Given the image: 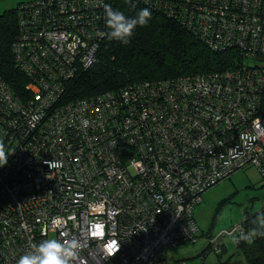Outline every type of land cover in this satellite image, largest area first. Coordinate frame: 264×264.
<instances>
[{"label":"built area","instance_id":"obj_1","mask_svg":"<svg viewBox=\"0 0 264 264\" xmlns=\"http://www.w3.org/2000/svg\"><path fill=\"white\" fill-rule=\"evenodd\" d=\"M105 1L21 6L27 53L15 57L36 79L25 86L31 103L4 95L18 124L16 153L0 167V264L51 238L82 243L75 264H157L167 247L197 240L193 212L208 188L250 166L264 177V66L144 83L138 108L118 102L137 100L132 86L118 101L59 100L75 70L97 61ZM141 1L169 16L179 8L213 49L236 42L264 53V0H187L196 10L187 15L183 0Z\"/></svg>","mask_w":264,"mask_h":264},{"label":"trees","instance_id":"obj_2","mask_svg":"<svg viewBox=\"0 0 264 264\" xmlns=\"http://www.w3.org/2000/svg\"><path fill=\"white\" fill-rule=\"evenodd\" d=\"M43 1L29 0L18 8L6 10L0 15V84L2 85L0 87V141L6 145V150L11 149L15 153L17 138L14 130L18 122L14 120L17 119L15 111L17 109L9 105L4 95L8 92L21 103L27 104L34 99V96L29 95L25 90V86L34 82L36 75L28 70L25 73L15 54L17 50L27 53L22 46L24 37L21 28V6L27 4L32 7V11L35 7L43 9L41 4ZM186 1L183 0L184 15H187L188 10L196 13L193 4H187ZM105 4L111 5L114 10L122 11L127 17H135L143 8H149L152 16L145 26H138L134 30L128 44L109 39L107 35L101 41L97 61L86 71L75 70V78L69 81V90H66L59 99L63 103L93 100L104 93L109 94L110 97L115 96L118 101L123 91L132 89L129 87L132 86L137 100L131 98L127 104L122 101L118 102L120 106L128 108L137 103L132 107L138 108V104L146 103L145 92L141 91L144 83H151L153 84L151 88H158L160 82L166 85L167 81L174 82L188 75H205L212 72L258 67L260 65H249L247 62L264 58V53L236 42L225 45L223 49H213L212 37L203 36L197 20L189 26L183 18H180L179 8L175 9L174 15L169 16L170 14L162 6L150 8L141 0H106ZM48 7L55 12L54 6L49 5ZM104 21L108 33L110 29L106 25L105 11ZM9 115L13 121L5 125V120ZM105 120L108 121L107 115H105ZM14 154L9 157V161ZM203 195L204 193L193 212V219L197 225L196 239L198 240L201 235L208 240L207 247L200 256L204 259L213 249L221 257L223 251L226 250L223 241L225 236L220 244L214 245L210 240L217 235H212L211 232L204 233L195 218V209L201 205ZM227 201L228 199L222 201L220 207ZM245 214V219L238 224V228L232 234L237 235L240 229L247 233L249 230L258 228L257 218L264 215V208L256 213H251L246 209ZM196 241L183 240L179 245ZM236 250L244 255L248 264H264V235H258L249 241H241L236 244ZM163 258L159 262H163L165 260ZM173 264H181V261H174ZM222 264H230V259Z\"/></svg>","mask_w":264,"mask_h":264},{"label":"rangeland","instance_id":"obj_3","mask_svg":"<svg viewBox=\"0 0 264 264\" xmlns=\"http://www.w3.org/2000/svg\"><path fill=\"white\" fill-rule=\"evenodd\" d=\"M29 0H0V15L6 10L18 8ZM249 65H264V58L249 60ZM211 111V110H210ZM228 201L220 207L222 201ZM264 208V177L256 167H247L233 174L231 179H226L208 188L201 205L195 209V218L204 233L212 235L221 234L224 230L237 229L238 224L245 219L248 209L256 213ZM73 214V211L70 212ZM234 234L224 237L226 250L218 256L215 250L207 253L203 259L200 254L207 247L206 237L196 242L182 243V245L166 248L164 250L165 264L181 261V264H222L230 259V264H248L243 254L237 252L233 243ZM157 264H163L159 262Z\"/></svg>","mask_w":264,"mask_h":264},{"label":"clouds","instance_id":"obj_4","mask_svg":"<svg viewBox=\"0 0 264 264\" xmlns=\"http://www.w3.org/2000/svg\"><path fill=\"white\" fill-rule=\"evenodd\" d=\"M106 25L110 29L107 33L109 39L117 40L123 44H128L133 36L134 30L138 26H145L151 19L152 13L149 8L141 9L135 17H127L122 11L114 10L111 5H104ZM15 152L6 150V145L0 141V167L8 164L9 157ZM49 166L58 161L48 162ZM258 228L245 233L242 229L233 236V243L239 244L241 241H249L258 235H264V215L257 218ZM63 235V233H62ZM83 245L78 239H45L39 244L31 245V250L21 255L17 264H75L79 258V253ZM119 250V242H114L109 246V253L114 256Z\"/></svg>","mask_w":264,"mask_h":264}]
</instances>
